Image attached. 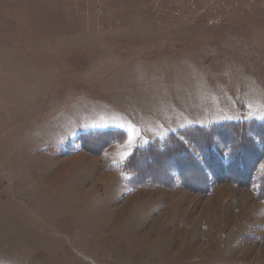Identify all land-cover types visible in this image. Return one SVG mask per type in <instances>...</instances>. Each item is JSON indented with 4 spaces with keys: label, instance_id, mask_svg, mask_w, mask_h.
Listing matches in <instances>:
<instances>
[{
    "label": "rangeland",
    "instance_id": "374dc122",
    "mask_svg": "<svg viewBox=\"0 0 264 264\" xmlns=\"http://www.w3.org/2000/svg\"><path fill=\"white\" fill-rule=\"evenodd\" d=\"M165 101L264 120V0H0V264L262 263L256 187L130 192L144 146L83 149Z\"/></svg>",
    "mask_w": 264,
    "mask_h": 264
},
{
    "label": "trees",
    "instance_id": "16d2710c",
    "mask_svg": "<svg viewBox=\"0 0 264 264\" xmlns=\"http://www.w3.org/2000/svg\"><path fill=\"white\" fill-rule=\"evenodd\" d=\"M127 137L123 130L92 132L81 136V145L85 151L99 154ZM217 143L225 155L216 149ZM263 159L264 120L224 121L191 126L137 147L125 160L124 170L131 174V187L180 185L208 195L214 184L228 182L256 187L257 199L264 203V175L255 177Z\"/></svg>",
    "mask_w": 264,
    "mask_h": 264
},
{
    "label": "crops",
    "instance_id": "0c3cea01",
    "mask_svg": "<svg viewBox=\"0 0 264 264\" xmlns=\"http://www.w3.org/2000/svg\"><path fill=\"white\" fill-rule=\"evenodd\" d=\"M186 105L188 106V103H186ZM190 116H192V114L191 111L188 112V107H186L184 110L178 107L177 105L169 106L168 101H165V103L160 104V107L154 111L151 108L146 110L145 112L141 109L138 111H129V112L126 111L123 113L124 121L122 122L123 123L122 126L120 125L118 127L108 128V129L123 130L128 134V140L131 139L132 137L135 139L136 146H145L148 143L154 141L155 139L164 138L170 133L177 132L181 129H185L196 125L209 126L217 122L214 121L211 122L210 124H202V122H199L200 119H196V121H194L191 118V120H189ZM128 122L130 124H128ZM148 124L149 126H147ZM128 186L130 192H133L135 190L139 191L141 190V188L147 187V186L131 187L129 185V182H128ZM256 224L258 228H262L260 231L263 233L262 236L253 234L254 238H252V240L256 243V241L260 239V242H262L263 247L254 245L253 248V246H251L250 248L252 249V252L254 254L255 253L257 254V252L262 253L261 250H264V223L263 224L256 223ZM251 226L254 225L252 224ZM260 264H264V261Z\"/></svg>",
    "mask_w": 264,
    "mask_h": 264
}]
</instances>
